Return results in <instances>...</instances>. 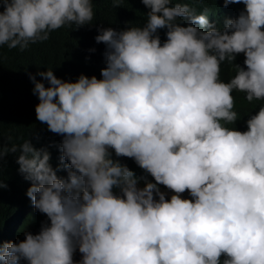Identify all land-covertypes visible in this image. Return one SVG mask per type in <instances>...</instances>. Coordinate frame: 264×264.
<instances>
[{
    "label": "clouds",
    "instance_id": "obj_1",
    "mask_svg": "<svg viewBox=\"0 0 264 264\" xmlns=\"http://www.w3.org/2000/svg\"><path fill=\"white\" fill-rule=\"evenodd\" d=\"M175 1L97 28L100 79L29 75L50 133L0 147L22 175L0 180V264H264V105L239 131L232 95L264 101V0ZM94 18L93 0H0V47Z\"/></svg>",
    "mask_w": 264,
    "mask_h": 264
},
{
    "label": "trees",
    "instance_id": "obj_2",
    "mask_svg": "<svg viewBox=\"0 0 264 264\" xmlns=\"http://www.w3.org/2000/svg\"><path fill=\"white\" fill-rule=\"evenodd\" d=\"M93 4L95 18L91 26L61 28L51 33L47 41L30 45L24 51L0 47V147L19 145L28 139L35 148L34 141L42 142L48 138L50 131L44 128L46 124L36 119L35 106L39 101L32 92L34 85L29 75L35 76L45 87L48 86L47 81L36 73L47 69H52L57 78L68 82H75L81 74L100 79V70L106 66L105 45L95 42L97 28L123 30L127 26H142L147 20V9L141 0H122L121 6L117 8L112 6V0H93ZM207 6L198 4L197 7L201 9ZM159 35L161 39L165 37L161 32ZM92 49L95 51H91ZM232 95L235 98V110L241 117L234 127L239 131H246V120L249 118L247 113L255 110L254 107L264 105V101H253L256 104H251L244 99L243 93L233 92ZM18 155L19 152L9 153L0 159V180L10 178V186L17 185L22 178L16 163ZM113 158L119 159L134 175L144 174L131 158ZM144 175L151 181L150 176ZM3 191L4 189H0V193ZM42 222L47 223L44 214L39 218L36 232Z\"/></svg>",
    "mask_w": 264,
    "mask_h": 264
},
{
    "label": "rangeland",
    "instance_id": "obj_3",
    "mask_svg": "<svg viewBox=\"0 0 264 264\" xmlns=\"http://www.w3.org/2000/svg\"><path fill=\"white\" fill-rule=\"evenodd\" d=\"M162 190H163V187H162ZM182 196H183L184 198H190V197L188 196V193H187V192L183 193ZM30 222H31V224H33V219H30ZM77 255H78V258H76ZM80 256H81V254H80L78 251H74V252H73V261H75V260H77V259H80Z\"/></svg>",
    "mask_w": 264,
    "mask_h": 264
}]
</instances>
